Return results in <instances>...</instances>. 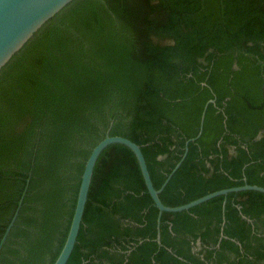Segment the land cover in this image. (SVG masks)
Returning <instances> with one entry per match:
<instances>
[{
  "label": "trees",
  "instance_id": "obj_1",
  "mask_svg": "<svg viewBox=\"0 0 264 264\" xmlns=\"http://www.w3.org/2000/svg\"><path fill=\"white\" fill-rule=\"evenodd\" d=\"M107 135L166 207L264 188V0H77L44 27L0 74V264H54ZM158 215L107 147L67 264H264L262 193Z\"/></svg>",
  "mask_w": 264,
  "mask_h": 264
},
{
  "label": "water",
  "instance_id": "obj_2",
  "mask_svg": "<svg viewBox=\"0 0 264 264\" xmlns=\"http://www.w3.org/2000/svg\"><path fill=\"white\" fill-rule=\"evenodd\" d=\"M75 1L77 0H0V74L44 27H46L53 19H55L62 11H64ZM204 118L205 112L202 114L201 118L200 133L195 139H191V141H195L200 136ZM111 145H123L129 148L135 155L147 192L150 195L154 206L159 211L157 220L158 225L160 224V218L163 212L180 213L188 211L191 208L199 206L211 199L219 196H225L229 193L255 191L264 194L263 187L246 184L242 187L224 189L208 194L180 207H166L161 202L159 195L167 182L159 190H156L154 188L140 146L127 138L107 135L92 149L85 163L78 191L77 202L68 235L63 248L54 264H67L69 261V258L77 243L78 234L82 225L83 215L88 200V194L95 166L102 152ZM187 145L188 143L186 144V146ZM179 165L180 163L172 171V174L177 170ZM20 205L21 202L19 203V207ZM17 215L18 210L14 214L12 221L10 222L6 232L4 233L0 241V252Z\"/></svg>",
  "mask_w": 264,
  "mask_h": 264
},
{
  "label": "flooded vegetation",
  "instance_id": "obj_3",
  "mask_svg": "<svg viewBox=\"0 0 264 264\" xmlns=\"http://www.w3.org/2000/svg\"><path fill=\"white\" fill-rule=\"evenodd\" d=\"M195 251H198V249H195Z\"/></svg>",
  "mask_w": 264,
  "mask_h": 264
}]
</instances>
